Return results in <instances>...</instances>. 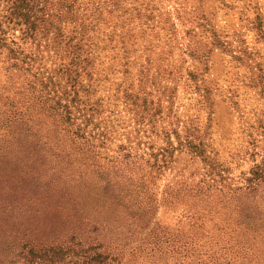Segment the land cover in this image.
Instances as JSON below:
<instances>
[{"label":"rangeland","instance_id":"obj_1","mask_svg":"<svg viewBox=\"0 0 264 264\" xmlns=\"http://www.w3.org/2000/svg\"><path fill=\"white\" fill-rule=\"evenodd\" d=\"M263 162L264 0H0V264H264Z\"/></svg>","mask_w":264,"mask_h":264},{"label":"trees","instance_id":"obj_2","mask_svg":"<svg viewBox=\"0 0 264 264\" xmlns=\"http://www.w3.org/2000/svg\"><path fill=\"white\" fill-rule=\"evenodd\" d=\"M259 176L264 178V171ZM2 179L3 177L0 175V180ZM110 180L111 178L106 176L104 183L111 184L112 182ZM201 223L203 225L205 222ZM69 237L70 238L68 240L65 239V241H54L62 240L60 238L51 239L50 242L45 243L46 245L41 246L37 253L41 252L42 254L39 253L40 257H45L50 263H57L62 261V259L65 260L69 257L75 258L76 260H81L83 261V264H112L114 262V256L108 251H104L101 244H92L79 241V239H77V237L74 235ZM35 251L36 249L34 247L30 248L31 253Z\"/></svg>","mask_w":264,"mask_h":264}]
</instances>
